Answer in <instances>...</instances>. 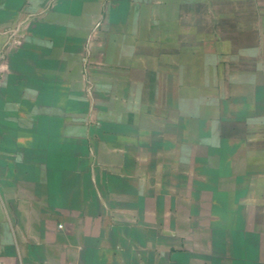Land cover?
Returning <instances> with one entry per match:
<instances>
[{"label":"crops","instance_id":"0c3cea01","mask_svg":"<svg viewBox=\"0 0 264 264\" xmlns=\"http://www.w3.org/2000/svg\"><path fill=\"white\" fill-rule=\"evenodd\" d=\"M161 254L264 264V0H0V264Z\"/></svg>","mask_w":264,"mask_h":264},{"label":"rangeland","instance_id":"374dc122","mask_svg":"<svg viewBox=\"0 0 264 264\" xmlns=\"http://www.w3.org/2000/svg\"><path fill=\"white\" fill-rule=\"evenodd\" d=\"M213 82H214V80L208 79V82H207L208 92L212 91L211 87L214 84ZM210 92H209V96H210ZM147 259H148V257H147ZM129 261H131L130 258H129ZM169 261L174 262V263H181V264L191 261L194 263L196 262L195 264H197L200 262V258H199V255H193V256H191V258L189 256V259L188 258L186 259V258L181 257V256L177 257L176 259L175 258L174 259H169V258L167 259L165 255H163V254L160 255V263L159 264H169Z\"/></svg>","mask_w":264,"mask_h":264}]
</instances>
